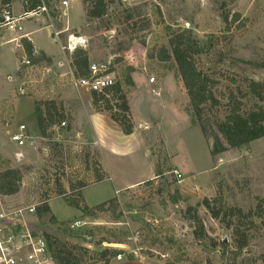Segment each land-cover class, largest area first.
Returning a JSON list of instances; mask_svg holds the SVG:
<instances>
[{"label":"rangeland","instance_id":"374dc122","mask_svg":"<svg viewBox=\"0 0 264 264\" xmlns=\"http://www.w3.org/2000/svg\"><path fill=\"white\" fill-rule=\"evenodd\" d=\"M67 1L66 8L50 2L49 9L22 22L23 31L31 32L35 50L54 59L48 64L54 71L51 77H43L38 70L27 73L23 80L16 77V49L13 43L2 41L18 34L0 28V36L4 35L0 40V98L8 95L10 88L15 90L1 101L16 98L14 105L26 111L33 110V102L52 101L62 116L49 128L48 138L36 139L34 114L28 116L26 112L19 120L14 115L13 125L24 123L26 137H34L22 147L10 140L13 133L0 128V155L16 149L24 156L12 162L0 156V171L8 164L22 172L18 193L0 197L3 209L36 208L45 202L50 215L62 226L49 224L47 217L38 219L34 213L27 218L31 228L38 235H49L53 244L58 241L71 249L80 264H104L88 260L91 252L103 249L123 253L119 260L109 259L110 264H164L162 257L170 253L187 259L179 264H264V212L261 220L255 216L261 207L264 209V137L214 157L209 147L213 135L224 144L215 124L229 110V97L240 102L241 111H248L256 102L249 95L248 82L264 85V0H106V13L98 20L85 18L82 0ZM19 4H11L12 15L23 14ZM224 15L228 23L223 21ZM234 15L237 18L232 21ZM45 25L56 31L66 29L63 37H58L61 42L51 37L54 32ZM182 30L190 32L201 51L193 58L195 67L215 83L212 92L218 105L202 107L204 134L194 123L182 82L173 76L176 68L172 58H157L160 50L167 48L169 36ZM80 41L83 44L79 45ZM61 44L62 48L74 44V48L63 52ZM75 48L88 52L89 65L108 64L115 82L121 80L125 67L136 70L130 75L134 85L122 88L128 124L118 125L110 112L96 111L90 101L93 112L106 115L119 134L131 135L129 140L119 138L117 155L87 145L93 136L83 125L84 98L71 86L67 74L69 53ZM151 77L155 82L152 86L148 82ZM20 84L26 93L17 98ZM157 88L158 96L151 92ZM107 99L115 103L110 95ZM259 105L264 108V102ZM0 114H7L1 105ZM74 118L77 126L69 132ZM61 121L65 125L59 128ZM127 126L131 132L124 135ZM73 135H81L82 141ZM79 186H85L80 192L87 207L115 198V214L110 211L95 218L84 217L57 194L60 187L69 197L71 189ZM175 193L178 198L173 202L171 196ZM218 196L226 206L252 213L241 221L240 230L248 235V242L236 258L232 255L235 241L231 230L212 219L200 205L204 199L213 201ZM189 208L193 210L188 212ZM119 213L121 217L113 223ZM195 214L203 227L200 238L194 237L193 226L196 232L199 229L190 220ZM77 220L88 224L70 235L67 225ZM146 224L154 228L161 241L147 256L140 253L139 247ZM81 231L92 233L93 239L78 237ZM169 236L172 244L167 242ZM100 239L105 243L94 245ZM85 248L89 253L82 256ZM128 255L134 260H127Z\"/></svg>","mask_w":264,"mask_h":264},{"label":"trees","instance_id":"16d2710c","mask_svg":"<svg viewBox=\"0 0 264 264\" xmlns=\"http://www.w3.org/2000/svg\"><path fill=\"white\" fill-rule=\"evenodd\" d=\"M60 1L62 0H0V21L1 13L3 11L10 12V6L13 2H19L21 4L23 13H32L40 11L41 8H44L45 10L49 9L50 2L59 4ZM82 5L84 16L87 20H98L106 13V0H82ZM236 18L237 15H234L232 21H235ZM223 21L228 23L227 15L223 16ZM19 44L24 53L30 56L32 50L30 42L22 38L19 40ZM199 53H201L199 46L196 45L195 39L190 36V32L188 30H182L177 33H172L171 36H169L167 48H162L157 58L160 61H166L169 59V57L172 58L176 68L175 74L173 76L182 82L186 91V95L189 99V105L194 118V123L200 127L202 134H204L205 127L203 126L201 120L202 107L206 104L211 106L218 105V101L215 99L212 92V87L215 84L214 81L209 78V76L197 70L195 67L193 58ZM69 54L68 67L72 74L75 77H86L90 63L88 52L83 48H75ZM42 62L49 63L50 60L47 59L43 54H39L36 58H31V64L33 66H39ZM135 71L136 70L130 66L125 67V69L122 71L120 81L115 82L113 86L105 89L103 93H90L92 105L96 111L110 112L111 118L121 126L125 123L128 124V119L126 118L128 107L122 88L124 86L132 87L134 85L130 75ZM23 73L24 68L19 67L18 75H23ZM247 87L249 95H251L256 102L253 104V107H251L250 110L243 112L240 110V102L234 100V97H229V110L224 114L223 120L217 121L215 124L217 131L224 140V144H222L221 140L216 135L210 136L212 139V143L209 141L211 157L219 155L227 151V149L238 150L249 143L264 137V108L259 105V103L264 102V85L258 82L249 81ZM109 95L114 99V104H110L109 100L107 99V96ZM0 105L2 110L7 112V114H0V122L3 123L5 120H8L12 117V105L11 102L8 101H0ZM34 105L39 136L41 138H48L50 136V133L48 132L49 128H51L57 122V120L61 119L62 116L57 113L55 103L52 101H45L44 103L42 102V104H40V102H35ZM124 132V135L130 134L131 127L127 126ZM95 177L97 182H100V177L97 175H95ZM21 183V170L17 168H11L8 164H5L4 169L0 171V197H10L17 194L21 187ZM81 188L83 187L79 186L75 189H71L70 196L65 197L64 191L59 187L57 194L58 196L64 198L65 204L67 206L79 210L84 217L95 218L98 217L97 215L99 214L110 211L113 212L112 214H115L114 212L117 208L115 198L94 207H87L80 192ZM173 196H171V199L173 202H176L178 196L176 193ZM200 205L206 209L212 219L217 220L221 225L224 226L225 229L231 230L235 241V251L232 253V255L234 258L238 257L239 253L248 242V235L243 231L241 232L240 230V226L242 225L241 221L245 218H250L252 213H244L238 208L226 206L223 203L221 196H218L213 201L204 199ZM192 210L193 208H189L187 211L190 212ZM263 212L264 209L261 207L260 213H256L255 216L261 220L263 219ZM35 215L38 219L47 217L48 223L51 225L62 226L61 223L59 224L56 219L50 215L49 207L45 202L35 208ZM120 217V213L116 214L112 219V222L117 223ZM234 219L238 222L233 223L232 220L235 221ZM190 220H192L191 223L197 225L199 229L198 232H196L197 230H195V226H193L194 237L200 238V236L203 234V227L200 220L196 214L191 216ZM261 222L264 225V220H261ZM95 229L96 231H98V229L101 231L103 230V228ZM99 232H97V234ZM143 232L144 237L141 240V243H139V247L141 251L140 253L147 256L151 253L150 249L161 245V241L157 235V232L149 224H146L143 227ZM72 233L73 232H70V235H74ZM78 237L93 239L94 235H92L90 232L81 231L78 233ZM44 238L47 242V247L54 264L81 263V260L77 258L76 254H74L71 249H67L65 246L63 247L58 241H55L53 244L51 241L52 238L47 234L44 235ZM167 242L172 244V237L169 236ZM102 243H105L104 239L94 242V245L99 246ZM220 244L225 247L224 244ZM53 245H55V247H53ZM79 250H81V248H79ZM82 250L84 252L82 256L88 255L89 250L86 248L85 250ZM121 254L123 253L119 250L103 249L98 252H91L88 260L93 263L102 262L104 264H108L109 259L116 258ZM126 259L133 261L134 257L128 255ZM162 261L164 264H179L187 261V259L184 258L183 255L177 256L170 253V256L164 255L162 257Z\"/></svg>","mask_w":264,"mask_h":264},{"label":"built area","instance_id":"2783aa9c","mask_svg":"<svg viewBox=\"0 0 264 264\" xmlns=\"http://www.w3.org/2000/svg\"><path fill=\"white\" fill-rule=\"evenodd\" d=\"M60 6L66 8L68 1H60ZM41 11L44 12L45 9L41 8L40 11L23 13L19 16H14L9 11H3L0 28L18 34L20 39L24 38L28 40V36L22 33V22ZM78 44L83 43L80 41ZM73 45H68L65 49L70 51L74 48L72 47ZM37 55L35 50L31 51L30 56L24 52L19 55V67L24 68L22 77H25L27 73H32L34 70L40 71L44 75L43 77L46 78L54 75V71L46 63L42 62L39 66L31 64V58H36ZM68 70L67 74L70 76V84L75 89H86L90 93H103L105 89L113 86L115 83L114 72L106 63L89 65L86 77H75L69 68ZM148 82L150 85L155 84L153 77L149 78ZM22 86L20 84L18 88L20 96H24L26 93ZM151 92L158 96L160 89H152ZM60 125L64 126L65 124L62 122ZM25 131V126H18L17 131L10 136V140L19 147L23 146L26 140L33 141V138L26 137ZM174 173L176 174V172ZM34 213V206L10 210L3 209V206H0V264H54L44 236L36 234L27 219ZM87 224V222L81 220L73 221L67 225V230L73 232L82 229ZM116 258L120 259L119 256Z\"/></svg>","mask_w":264,"mask_h":264},{"label":"crops","instance_id":"0c3cea01","mask_svg":"<svg viewBox=\"0 0 264 264\" xmlns=\"http://www.w3.org/2000/svg\"><path fill=\"white\" fill-rule=\"evenodd\" d=\"M19 6H20V9L22 8L21 7V4H19ZM22 10V9H21ZM19 16V15H18ZM32 17V16H31ZM30 18V17H29ZM27 20V19H26ZM45 27H49L50 29H52V31L54 32L52 35H51V37L52 38H56V39H59L58 37H63L62 35H63V33H66V29L65 30H63L62 31V29L61 30H57L56 31V29H54L51 25H45ZM23 34H26L27 36H28V42H30V44H31V47H32V50H35V44L32 42V40L30 39V34H31V32H29V33H26V32H22ZM70 35V34H69ZM4 35H2V36H0V40L2 39V37H3ZM22 39V38H21ZM20 40V38H19V35H16V37H14L13 35L9 38V39H7V41H2V43H4V44H7V43H13L14 44V48L16 49V54L18 55V57H19V55L21 54V53H23L24 51L22 50V48L20 47V44H19V41ZM71 40V39H70ZM59 41L61 42V40L59 39ZM63 46H62V44H61V49L63 50V52H64V50H66L65 48H62ZM20 49V50H19ZM31 50V51H32ZM36 52H37V54L39 55V54H43L47 59H49V60H54V59H52L49 55H47L46 53H44V52H42V51H37V50H35ZM65 54V53H64ZM37 55V56H38ZM43 63H46V64H49V63H47V62H43ZM61 63H58V65H60ZM18 69H19V67H18ZM18 69H17V71H16V77H19V79H22L23 80V77H22V75H18ZM16 79V78H15ZM12 79H9V81H11ZM20 86V85H19ZM18 86V87H19ZM150 86H152V85H150ZM17 87V88H18ZM10 90L11 91H9L8 92V95H6L5 97L3 96L2 98H0V101L2 100V99H5V98H8L9 96H11V94L15 91V90H13V88H10ZM78 91V94H80L83 98H84V102H85V104H84V109L86 110L85 112H84V114H83V117H84V119L85 120H83L84 122H83V125L85 124L87 127H88V131L92 134V136H93V138H92V141H89L90 143H87V145H91V147H93V149H96V150H98V151H103V148L104 149H106V150H108L109 149V151H110V153L112 154V155H117V154H115V147L116 146H118V143H119V138L120 137H124V138H126V139H130L131 138V135H128V136H123V135H121V134H119V129L116 127V126H114V124L111 122V120L110 119H107V116L105 115V116H102L100 113H95V112H93V110H92V107H91V104H90V101H91V99H90V95H89V93H88V90H86V89H78L77 90ZM19 97H21V96H18L17 98H19ZM12 98V97H11ZM16 101V98H13V101H11L12 103H11V105H13L12 106V119L10 118V119H8V120H5V123H1L0 122V128H6V129H8V132H11V134L12 133H14V132H16L17 131V128H18V126H20V125H23V126H25V128L27 129V127H26V125L24 124V123H19V124H17V125H13V123H12V120L14 121V115H15V118L17 119V120H19L20 118H23L24 117V114L26 113V112H28L27 114H28V116L29 115H33L34 114V116H35V105H34V102H33V110H31V108H29L27 111L26 110H20L17 106H15L14 105V103L13 102H15ZM18 100V99H17ZM28 105H29V103H28ZM30 107V106H29ZM19 113H21L22 115H19ZM35 120H36V117H35ZM74 122H76V118H74L73 119V121H72V124H73V126H71V130L69 131V132H72L74 129L73 128H75L76 126H77V124H74ZM82 123H80V125H81ZM36 125H37V123H36ZM57 127H61V125H57ZM36 128H37V126H36ZM116 132V133H115ZM10 134V135H11ZM115 134V135H114ZM77 137L79 136V141H82V138H80L81 137V135H76ZM76 136L75 135H73V138L75 139L76 138ZM34 137H36V139H37V137H39V133H38V129H37V133L35 134V136ZM34 137H33V139H34ZM129 137V138H128ZM91 138V137H90ZM103 141L104 142H106L107 143V145L109 146L108 148H105L103 145ZM79 143H81V142H79ZM15 144V143H14ZM31 147L34 145V142H31ZM82 145H84V144H82ZM86 145V144H85ZM115 145V146H114ZM17 146V145H16ZM17 147H19V146H17ZM22 147V146H21ZM78 148H82V147H78ZM10 153V151L8 152V154H5V155H0L3 159H6L7 161H9V162H12V161H14L15 159L17 160V155H21L22 154V152H21V150H16V149H12L11 150V153ZM102 153V152H101ZM12 156V157H11ZM23 156V154L21 155V157ZM24 157V156H23ZM15 158V159H14ZM22 159V158H21ZM19 161V160H18ZM85 187V186H84ZM83 187V188H84ZM88 187V186H87ZM82 189V188H81ZM49 203V202H48ZM0 206H1V203H0ZM49 207V206H48ZM94 207V206H93ZM80 215H81V212H80ZM110 264V263H109Z\"/></svg>","mask_w":264,"mask_h":264},{"label":"water","instance_id":"95a60500","mask_svg":"<svg viewBox=\"0 0 264 264\" xmlns=\"http://www.w3.org/2000/svg\"><path fill=\"white\" fill-rule=\"evenodd\" d=\"M21 155H17V160H21Z\"/></svg>","mask_w":264,"mask_h":264},{"label":"bare ground","instance_id":"6f19581e","mask_svg":"<svg viewBox=\"0 0 264 264\" xmlns=\"http://www.w3.org/2000/svg\"><path fill=\"white\" fill-rule=\"evenodd\" d=\"M73 40V38L71 39V41Z\"/></svg>","mask_w":264,"mask_h":264}]
</instances>
